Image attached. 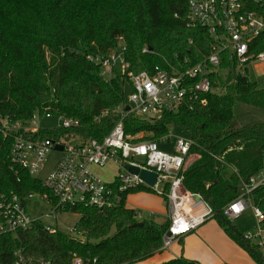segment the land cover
Wrapping results in <instances>:
<instances>
[{
    "label": "trees",
    "instance_id": "obj_1",
    "mask_svg": "<svg viewBox=\"0 0 264 264\" xmlns=\"http://www.w3.org/2000/svg\"><path fill=\"white\" fill-rule=\"evenodd\" d=\"M185 18L186 0H0V118L21 124L33 115L73 119L78 125L72 129L38 130L34 137L102 140L118 120L126 77L104 79L100 61L121 42L129 73H151L155 67L185 71L201 63L210 37L203 29L187 27ZM252 49L264 53V33ZM226 66L231 68L223 56L220 68ZM209 79L215 91L201 96L203 104L188 101L154 119L128 117L123 128L126 135L143 133L138 141L150 142L165 137L170 127L183 130L193 142L190 155L196 157L183 173V187L220 211L238 197L241 181L263 169L264 81H251L247 74L230 83L216 73ZM11 140L0 134V196H15L22 204L33 193L50 198L38 180L10 162ZM124 199L100 210L55 209L78 216L74 236L47 231L39 222L0 235V264H72L75 259L81 264H147L162 252L166 225L137 221ZM249 199L264 214V186ZM215 219L255 264H264L240 233ZM138 223L142 226L133 227ZM157 264L198 263L179 257Z\"/></svg>",
    "mask_w": 264,
    "mask_h": 264
},
{
    "label": "built area",
    "instance_id": "obj_2",
    "mask_svg": "<svg viewBox=\"0 0 264 264\" xmlns=\"http://www.w3.org/2000/svg\"><path fill=\"white\" fill-rule=\"evenodd\" d=\"M185 19L187 27L205 30L211 40L204 60L185 71L167 72L155 67L151 73H129L123 45L119 48L120 53L115 47L108 58L100 61V73L104 79L116 74L125 76L126 86L131 90L127 103L117 110V122L102 140H69L67 136L41 139L34 137L38 132L37 115L26 124L0 118V134L12 139L10 162L30 177L35 178L51 151L60 154L53 171L40 182L50 193V198L46 194H41L40 198L48 203L52 212L76 206L99 210L110 208L122 203L123 196L127 198L131 191L163 197L166 231L161 239L162 251L217 218L209 202L199 194L187 191L182 184L192 140L189 137L174 138L168 133L158 142L138 141L143 133L126 135L123 121L128 117L154 119L163 113L176 112L188 101L203 104L201 96L215 91L209 77L217 74L223 56L225 62L233 64L232 71L241 72L239 75H245L248 66L255 65L259 68L252 71L264 76V53H253L252 49L264 33V0H186ZM146 52L143 48L142 53ZM117 61L121 66L118 73L114 70ZM126 106L129 107L127 112L124 111ZM60 119L63 130L78 125L73 119ZM161 145H172V153L159 150ZM56 146H60L61 151L55 150ZM215 159L219 162V158ZM108 165L117 169L110 183L101 180L92 170ZM125 165L155 174L154 185L149 187L138 175L127 171ZM260 186H264V161L263 169L241 181L238 197L219 213L229 223L250 209L255 224L240 234L241 240L264 261V214L249 199L250 193ZM32 196L30 194L27 198ZM134 212L137 221L153 217V213L145 217L138 210ZM35 222L38 221L26 214L24 204L15 196L7 199L0 196V235L26 230ZM45 228L51 231V228ZM72 264H80V261L73 260Z\"/></svg>",
    "mask_w": 264,
    "mask_h": 264
},
{
    "label": "rangeland",
    "instance_id": "obj_3",
    "mask_svg": "<svg viewBox=\"0 0 264 264\" xmlns=\"http://www.w3.org/2000/svg\"><path fill=\"white\" fill-rule=\"evenodd\" d=\"M119 48H122L121 42H119L117 45V49H116L117 53L118 52L120 53ZM230 64H231V68H229V66L228 67L226 66L224 67V69H221L220 67L217 69L218 76H220V78L225 83H230L235 76L241 73V72H238L237 70L232 71L231 69L233 68V64L232 63ZM250 66H248V71L246 72L249 79L251 81H261L260 78H263L262 80L264 81V76H258L257 74L259 73H255L252 71L253 68L258 69L259 66H255V65H250ZM106 69L107 68H104V70ZM114 70L117 73L121 71V66H120L119 61H117L116 64L114 65ZM130 94H131V90H130V87L127 85L124 87V90H123L125 103H127L128 97L130 96ZM61 125H62L61 119L57 116L43 115V116L36 117V128L41 131H48V132L54 131L60 128ZM169 133L174 138L186 137V133L183 130L179 128H175V127H170ZM67 138L69 140H78V138L72 135L67 136ZM158 149L166 153H172L173 151L172 145H161V146H158ZM59 158H60L59 153H57L56 151H51L47 155L44 163L41 166V169L35 175V179L42 183L47 178V176L53 171ZM195 159L196 157L190 155V157H188L186 160L185 167L187 168L192 163V161ZM92 170L99 178H101V180H103L106 183L112 182L115 174L117 173V169L112 165H108L101 169L93 168ZM40 197L41 196L39 194L33 193V196L31 198L25 199L23 204H24V209H25L26 214L32 220L38 221L39 223H41L42 225L46 227L57 230L69 236H74L75 234L73 233V227L78 220V216L76 214L66 213V212L54 213L51 211L52 209L48 205V203L45 202L44 200H41ZM153 197L154 196L146 195V194L132 195L126 200V203L130 206L149 205V208L152 211H154V215L152 217L153 221L157 224H162V223L165 224L166 222V219L164 216L165 205L162 202V200H160L159 198H153ZM140 211L143 216H146V214L142 212L143 210H140ZM254 224H255V220L249 208L237 220L233 222H229V225L233 227L237 233H240V234L243 233L245 230L253 227ZM209 226L214 227V229L221 228L219 224L215 221V219L210 220L206 223V227L209 228ZM221 230L224 232L222 228ZM114 231H115L114 228L111 229L110 236L114 234ZM208 237L210 240L209 242H211L213 245L217 247L221 246V243L213 235L212 231L210 232ZM174 244L175 243H173L172 245ZM231 247L239 251L242 257H244L242 259L246 261L248 264H254L253 260L246 252H242L237 247H234V246H231ZM75 260L80 261L79 259H75ZM238 260H239L238 257L236 259H233L234 263H231V264H238Z\"/></svg>",
    "mask_w": 264,
    "mask_h": 264
},
{
    "label": "crops",
    "instance_id": "obj_4",
    "mask_svg": "<svg viewBox=\"0 0 264 264\" xmlns=\"http://www.w3.org/2000/svg\"><path fill=\"white\" fill-rule=\"evenodd\" d=\"M140 194L151 195V196H154L153 198H159L160 200H162V202L165 205V200H163L161 197H158V196H155L149 193L140 192V193L132 194V195H140ZM132 195H128L126 200ZM126 200H125V206L127 208L138 210V211L143 210L142 212H144L146 216L148 213H153L154 215V211H152L149 208V205L130 206L126 203ZM165 213H166V205H165L164 216H165ZM163 224L164 223L158 224V225H163ZM211 231L213 232V235L221 243L220 247H217L213 245L211 242H209L210 240L208 236ZM231 246L237 247L242 252H245L244 250L239 248L233 241H231L225 235V233L221 230V228L214 229V227L212 226L211 227L209 226V228H207L206 223H205L204 225L199 227L194 232L190 233L189 235L175 242V244L172 245L168 250L162 251L160 254L155 255L153 258H151L146 263L147 264H157L162 261L182 257L186 260L194 261L198 264H222V263L231 264V263H234L233 259H236L238 257L239 259L238 264H248L246 261L242 259L244 257H242L239 251L235 250Z\"/></svg>",
    "mask_w": 264,
    "mask_h": 264
},
{
    "label": "water",
    "instance_id": "obj_5",
    "mask_svg": "<svg viewBox=\"0 0 264 264\" xmlns=\"http://www.w3.org/2000/svg\"><path fill=\"white\" fill-rule=\"evenodd\" d=\"M124 111L127 112L129 111V107H124ZM55 150H58V151H61V147L60 146H56L55 147ZM124 168L129 171L130 173L134 174V175H138L139 178L145 182L149 187H152L154 185V182H155V179H156V176L155 174H152V173H149V172H146V171H139L137 168L135 167H132V166H129V165H125ZM217 172L215 173V181L213 182V184H215L217 182ZM212 208L215 210L216 212V216L217 218H219L226 226L228 229L232 230L233 232H236L235 229L233 227H231L229 225V223L220 215L219 211H217L213 204L210 203ZM142 224L141 223H138V224H134L133 227H141ZM237 233V232H236Z\"/></svg>",
    "mask_w": 264,
    "mask_h": 264
}]
</instances>
